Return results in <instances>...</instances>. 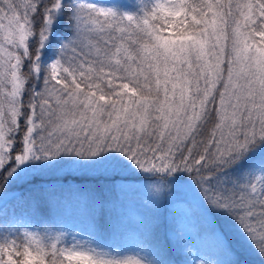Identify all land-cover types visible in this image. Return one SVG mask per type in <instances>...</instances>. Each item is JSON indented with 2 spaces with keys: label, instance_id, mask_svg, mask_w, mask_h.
<instances>
[{
  "label": "snow or ice",
  "instance_id": "6c2138e0",
  "mask_svg": "<svg viewBox=\"0 0 264 264\" xmlns=\"http://www.w3.org/2000/svg\"><path fill=\"white\" fill-rule=\"evenodd\" d=\"M0 264H264V0H0Z\"/></svg>",
  "mask_w": 264,
  "mask_h": 264
},
{
  "label": "rangeland",
  "instance_id": "374dc122",
  "mask_svg": "<svg viewBox=\"0 0 264 264\" xmlns=\"http://www.w3.org/2000/svg\"><path fill=\"white\" fill-rule=\"evenodd\" d=\"M101 2L104 3V2H107V0H101ZM124 6L126 7L127 5H124Z\"/></svg>",
  "mask_w": 264,
  "mask_h": 264
},
{
  "label": "trees",
  "instance_id": "16d2710c",
  "mask_svg": "<svg viewBox=\"0 0 264 264\" xmlns=\"http://www.w3.org/2000/svg\"><path fill=\"white\" fill-rule=\"evenodd\" d=\"M122 3H123V0H122ZM124 5H126V4H124Z\"/></svg>",
  "mask_w": 264,
  "mask_h": 264
}]
</instances>
